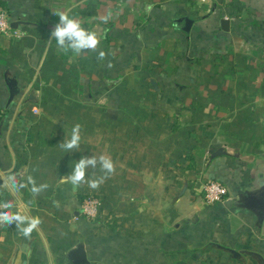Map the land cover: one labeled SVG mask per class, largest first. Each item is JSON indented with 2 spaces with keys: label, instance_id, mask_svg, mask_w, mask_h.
I'll return each mask as SVG.
<instances>
[{
  "label": "crops",
  "instance_id": "0c3cea01",
  "mask_svg": "<svg viewBox=\"0 0 264 264\" xmlns=\"http://www.w3.org/2000/svg\"><path fill=\"white\" fill-rule=\"evenodd\" d=\"M0 9L11 22L0 34V202L40 221L28 238L0 227V264H82L71 257L80 245L88 264H264L255 206L264 46L250 40L264 0H0ZM58 11L100 34L104 62L57 52ZM77 123L80 147L66 153L59 144ZM101 154L116 170L99 189L61 183L74 161ZM29 176L49 187L12 186ZM211 181L227 189L218 202L205 199ZM90 198H99L91 214Z\"/></svg>",
  "mask_w": 264,
  "mask_h": 264
},
{
  "label": "clouds",
  "instance_id": "9594fccd",
  "mask_svg": "<svg viewBox=\"0 0 264 264\" xmlns=\"http://www.w3.org/2000/svg\"><path fill=\"white\" fill-rule=\"evenodd\" d=\"M59 18V22L54 26L50 33L49 40H55L57 52L68 55L71 53L72 59L81 56L85 52L97 53V60L104 62L107 58V53L99 48L101 36L96 31L85 29L81 22L70 16L65 11L53 13ZM104 23L110 19L109 16L102 18ZM108 68L112 67L111 61L107 62ZM81 125L79 123L72 127L70 138L64 139L59 146L66 152L71 153L79 149L81 142ZM99 167L103 175L96 176L93 172L92 177L88 178L89 169H97ZM115 164L110 156L101 154L98 157L82 156L78 161H74L70 174L60 177L61 183L70 184L72 190H78L81 185L86 184L90 189L96 190L105 182V180L115 172ZM31 185L33 195H39L45 191L49 185L47 183L37 184L34 177L29 176L26 184H17L15 179L12 181L13 187H25ZM54 206H59L58 201H53ZM15 207L13 201L0 202V227L16 225L20 234L28 238L34 229L37 228L40 221L38 218L28 217L21 214L19 211H13Z\"/></svg>",
  "mask_w": 264,
  "mask_h": 264
},
{
  "label": "water",
  "instance_id": "95a60500",
  "mask_svg": "<svg viewBox=\"0 0 264 264\" xmlns=\"http://www.w3.org/2000/svg\"><path fill=\"white\" fill-rule=\"evenodd\" d=\"M191 20L188 18L184 19V31H188L190 26H191ZM220 26L221 29L225 32H228L230 30V22L227 19H222L220 21ZM7 86L9 89V96L13 97L15 94L18 93V89H17V85H16V81L14 79H10L7 80ZM5 179L3 178V176L0 174V186L2 185L3 181ZM255 206L260 209V216L263 217L264 216V190L262 191V193H260L259 195V199L255 202ZM230 251V253L234 256V257H238L239 253H237L236 251L232 250V249H228ZM71 257L75 260H77L79 263L82 264H88V260L86 257V252L83 248V246H78L77 248H75L72 253H71Z\"/></svg>",
  "mask_w": 264,
  "mask_h": 264
},
{
  "label": "built area",
  "instance_id": "2783aa9c",
  "mask_svg": "<svg viewBox=\"0 0 264 264\" xmlns=\"http://www.w3.org/2000/svg\"><path fill=\"white\" fill-rule=\"evenodd\" d=\"M201 3H208L210 0H199ZM11 30V22L8 12L4 9H0V34H7ZM205 199L207 202H218L226 194L227 189L219 182L211 181L204 186ZM93 206L87 208L89 214L94 213Z\"/></svg>",
  "mask_w": 264,
  "mask_h": 264
},
{
  "label": "rangeland",
  "instance_id": "374dc122",
  "mask_svg": "<svg viewBox=\"0 0 264 264\" xmlns=\"http://www.w3.org/2000/svg\"><path fill=\"white\" fill-rule=\"evenodd\" d=\"M204 4H207V3H204ZM209 7H211V5ZM257 29L259 30V32L257 34V37L256 36H252L250 38V40H252V42H259L260 43V46L261 45L264 46V27L262 25L261 26H258L257 25ZM87 201L89 202V204L95 205L99 201V198H90ZM211 203H213V202H211Z\"/></svg>",
  "mask_w": 264,
  "mask_h": 264
},
{
  "label": "trees",
  "instance_id": "16d2710c",
  "mask_svg": "<svg viewBox=\"0 0 264 264\" xmlns=\"http://www.w3.org/2000/svg\"><path fill=\"white\" fill-rule=\"evenodd\" d=\"M116 78V77H115Z\"/></svg>",
  "mask_w": 264,
  "mask_h": 264
}]
</instances>
